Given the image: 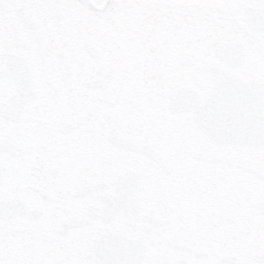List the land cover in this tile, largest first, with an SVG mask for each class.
Instances as JSON below:
<instances>
[{
	"label": "snow or ice",
	"instance_id": "obj_1",
	"mask_svg": "<svg viewBox=\"0 0 264 264\" xmlns=\"http://www.w3.org/2000/svg\"><path fill=\"white\" fill-rule=\"evenodd\" d=\"M0 264H264V0H0Z\"/></svg>",
	"mask_w": 264,
	"mask_h": 264
}]
</instances>
